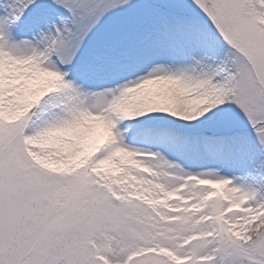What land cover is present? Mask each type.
I'll return each mask as SVG.
<instances>
[{"label": "snow or ice", "instance_id": "1", "mask_svg": "<svg viewBox=\"0 0 264 264\" xmlns=\"http://www.w3.org/2000/svg\"><path fill=\"white\" fill-rule=\"evenodd\" d=\"M0 264H264V0H0Z\"/></svg>", "mask_w": 264, "mask_h": 264}]
</instances>
